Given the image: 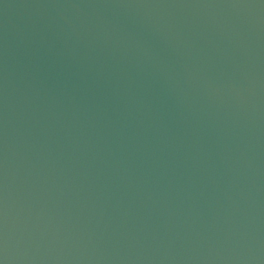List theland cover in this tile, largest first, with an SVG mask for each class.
I'll list each match as a JSON object with an SVG mask.
<instances>
[{
    "label": "water",
    "instance_id": "1",
    "mask_svg": "<svg viewBox=\"0 0 264 264\" xmlns=\"http://www.w3.org/2000/svg\"><path fill=\"white\" fill-rule=\"evenodd\" d=\"M0 264H264V0H0Z\"/></svg>",
    "mask_w": 264,
    "mask_h": 264
}]
</instances>
